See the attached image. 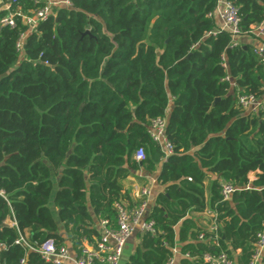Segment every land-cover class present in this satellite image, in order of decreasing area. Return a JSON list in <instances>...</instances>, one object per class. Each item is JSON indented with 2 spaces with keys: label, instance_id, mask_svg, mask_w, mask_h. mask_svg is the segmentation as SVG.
<instances>
[{
  "label": "trees",
  "instance_id": "obj_1",
  "mask_svg": "<svg viewBox=\"0 0 264 264\" xmlns=\"http://www.w3.org/2000/svg\"><path fill=\"white\" fill-rule=\"evenodd\" d=\"M228 1L242 36L264 29V0ZM5 3L15 24L0 22V264H47L15 244L18 232L74 250L93 242L101 219L116 227V202L134 204L128 177L145 184L135 172L157 170L155 232H138L124 264H166L174 247L175 264H207L206 252L250 264L264 228V109L246 111L237 94L264 96V57L214 31L217 0H73L32 29L18 13L41 1ZM157 117L166 160L148 132ZM224 182L236 188L227 200ZM207 208L216 233L191 215ZM11 213L17 228L4 223Z\"/></svg>",
  "mask_w": 264,
  "mask_h": 264
},
{
  "label": "built area",
  "instance_id": "obj_2",
  "mask_svg": "<svg viewBox=\"0 0 264 264\" xmlns=\"http://www.w3.org/2000/svg\"><path fill=\"white\" fill-rule=\"evenodd\" d=\"M42 5L31 10L30 14H20L23 21L30 25L31 29L36 26L39 21L46 20L50 16L55 15V10L60 7H68L73 0H39ZM4 9L7 14L1 19L2 25L14 26L15 14L10 11L9 4H4ZM217 23L216 31H226L231 35L230 46L241 45V37L237 9L228 0H217L215 8L209 13ZM211 32V33H215ZM251 34L259 40L258 44L253 46V52L261 57H264V29L263 24H259L252 28ZM22 33L16 43V49L22 50L24 38ZM226 66V63H223ZM224 80L231 81L229 75L224 77ZM232 83V82H231ZM237 102L246 111H257L264 109V96L258 97L253 93H238ZM166 118L157 117L151 120L148 132L151 138L157 142L162 149V160L173 154V144L168 140L165 134ZM134 158L140 161L145 158V152L142 147H139ZM235 187L231 183H223L221 194L223 200L230 199L231 194L235 191ZM129 193L134 201L132 206L126 202H116L115 208L117 212L116 227H109L106 219H101L98 222L99 236L93 242L84 241L78 250L72 249L69 244H57L52 238H47L42 242H30L27 238V233L18 232V237L14 241L15 244L23 245L28 251H34L39 254L41 259L47 264H121L124 247L128 239L137 231L139 232H155L153 219L148 218L149 214V199L152 196L153 190L151 184H135L129 188ZM208 218V223L205 226L207 231L211 233L217 232V213L209 208L203 212ZM4 223L11 227L17 228V222L11 213L6 217ZM216 238V236L214 235ZM199 240L209 242L204 233L198 235ZM5 242L0 241V251L6 249ZM253 254L250 264H260L261 257L264 254V228L257 234V240L253 246ZM173 256L166 264H175V254L177 247L172 249ZM202 259L207 264H235L227 253H210L206 252L202 255ZM21 264H27L26 259L20 260Z\"/></svg>",
  "mask_w": 264,
  "mask_h": 264
},
{
  "label": "crops",
  "instance_id": "obj_3",
  "mask_svg": "<svg viewBox=\"0 0 264 264\" xmlns=\"http://www.w3.org/2000/svg\"><path fill=\"white\" fill-rule=\"evenodd\" d=\"M6 0H0V9L4 8V3ZM241 42L243 43H247V44H251L252 46L258 44L259 40L257 38L254 37H248V36H243L240 39ZM143 178H145L146 183L145 184H151L152 186V196L149 199V206L151 207L154 204L155 201V197L157 195V193L162 190V186H160L157 181V175H158V170L153 173V174H148L145 173L143 171H139V172H135V174H137ZM250 180H253L255 178V172H250L248 175ZM135 184H142V182L138 181L134 176H130L128 177V179L126 180V188L129 189L132 185ZM207 184V183H206ZM195 219L198 220L199 224L202 226H206L208 223V218L206 217V215L202 212V213H197L194 212L191 214ZM138 232H135L127 241L125 247H124V251H123V256H122V262L121 264H124L125 261L128 259V257L130 256V254L133 253L135 247L137 246V244L139 243V238H138ZM239 253V250H236L235 254L237 255ZM181 257V253L179 251V249L177 248V252L175 254V263L179 260V258ZM234 261V260H233ZM235 263V261H234Z\"/></svg>",
  "mask_w": 264,
  "mask_h": 264
}]
</instances>
